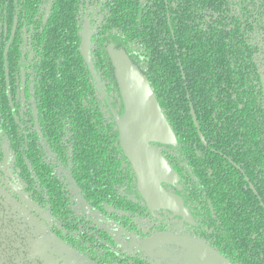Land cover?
Returning <instances> with one entry per match:
<instances>
[{
    "label": "trees",
    "instance_id": "1",
    "mask_svg": "<svg viewBox=\"0 0 264 264\" xmlns=\"http://www.w3.org/2000/svg\"><path fill=\"white\" fill-rule=\"evenodd\" d=\"M48 1L0 0V37L3 28L10 30L17 20L12 54L19 56L23 27L33 24L40 5ZM51 1L45 36L38 28L32 34V41L42 49L41 63L53 67L49 80L54 86L46 87L38 101L44 114L41 126L58 158L64 160L58 138L70 125L67 142L74 150L82 199L102 209L100 202L110 196L114 178L131 177V173H120L112 160L118 149L113 118L89 86L79 53L76 17L84 0ZM106 14L95 60L107 87L114 89L109 94L110 108L116 113L121 103L108 46L123 50L148 80L175 138L174 146H165V151L173 152L175 161L188 163L206 190L222 194L217 195L221 221L229 235L237 232L238 255L245 258L237 264H264V122L254 84L255 66L246 45L247 31L256 21L264 29V0H139L138 4L114 0ZM0 98H5L4 91ZM0 113L9 124V107L2 100ZM29 137L34 144H12L16 179L32 201L47 203L55 218L68 219L69 202L63 198L62 185L39 157L42 151L35 134ZM195 149L204 156L196 157ZM90 169L96 178L88 181ZM78 234L74 248L89 253L85 246L91 239L89 232ZM108 254L104 253L103 261L112 264Z\"/></svg>",
    "mask_w": 264,
    "mask_h": 264
},
{
    "label": "flooded vegetation",
    "instance_id": "2",
    "mask_svg": "<svg viewBox=\"0 0 264 264\" xmlns=\"http://www.w3.org/2000/svg\"><path fill=\"white\" fill-rule=\"evenodd\" d=\"M113 1H81L76 17L78 49L85 64L89 86L95 96L103 101L113 118L117 137L115 146L118 149L113 152L112 160L120 173L127 170L131 173V177L114 178V182L110 185L108 194L110 196L100 202L102 209L89 206L86 199H82L81 184L72 161L74 150L70 142H67L71 136L70 125L62 122L66 126L60 131L63 136L58 138V143L63 147L61 155L64 160L58 158L48 141L50 139L46 131L41 126L44 114L38 107V101L41 96L43 97L46 87L51 89L54 86L49 80L53 67L51 65L45 67L41 63L42 49L37 42L32 41V34L37 28L39 33H44L48 26L52 1L43 2L33 19V24L23 27L18 57L12 54V50L10 51V44L16 36L17 20L14 19L10 30L7 27L3 28L4 34L0 37V94L4 91L5 98L0 100L9 107L6 120L11 124L3 122V113H0V264H69L70 262L63 255L59 254L61 255L59 256L55 253L53 246L46 242L48 235L63 242L78 256L93 264H107L103 261L106 252L109 253L107 258L113 259L112 264H211V261L215 260L214 257H219L226 264L245 261V258L238 255L240 253L237 249V232L232 230L229 235L221 221L217 195L222 197V194L217 193L216 190L213 193L206 190L205 183L198 181L192 174L188 163L175 161L176 155L170 150L165 151V146L171 148L175 143L173 131L168 123L173 134V142L150 144L157 149L176 175L166 183L161 182L160 187L166 194L175 198L177 207L160 208L161 203L152 202V208L149 209L140 196L135 172L120 144L116 120L123 116L124 104L117 78L119 92L117 100L121 103V107L117 104L115 113L110 108L109 98V94L112 90L114 92V89L109 90L107 87L103 70L97 69L95 60V52L100 48L97 40L102 34L103 24L106 23V11L109 12ZM138 2L139 0L137 4ZM258 24L260 27L259 21H256L253 30L247 31L246 45L249 47L250 58L255 66L254 84L257 85L256 90L261 96L259 101L264 122V29L258 28ZM169 27L171 29V26ZM84 34L88 39L87 58L82 53ZM170 36L172 39V32ZM107 51L111 63V51L124 52L111 46L107 47ZM56 74L58 75V71ZM32 133L36 137V146L42 151L39 157L50 166L53 177L62 185L63 198L68 199L69 213H66L68 219L55 218L47 203L32 201L16 179L12 144L15 141L17 144L21 141L25 147L34 144V140L29 137ZM194 155L203 157L204 153L195 149ZM95 178L90 169L87 180H95ZM19 197L46 213L48 225L43 231H38L29 224L24 215L14 207V201H19ZM79 209L83 211L85 217H81L82 213ZM79 231H88L90 234L91 239L85 242L89 253L74 248L77 247L76 239H80ZM262 237L264 238V230ZM146 241L147 244H144ZM110 252L119 253V257L113 256ZM257 259L255 257V260Z\"/></svg>",
    "mask_w": 264,
    "mask_h": 264
},
{
    "label": "water",
    "instance_id": "3",
    "mask_svg": "<svg viewBox=\"0 0 264 264\" xmlns=\"http://www.w3.org/2000/svg\"><path fill=\"white\" fill-rule=\"evenodd\" d=\"M88 39H82V53L87 58ZM124 104V114L116 120L121 147L135 172L137 188L146 206L161 203L160 208H176V200L160 187L175 178L166 160L150 143L168 144L173 134L145 77L132 65L124 52H110ZM153 241V240H152ZM146 241L144 244H147ZM211 264H226L219 257Z\"/></svg>",
    "mask_w": 264,
    "mask_h": 264
},
{
    "label": "rangeland",
    "instance_id": "4",
    "mask_svg": "<svg viewBox=\"0 0 264 264\" xmlns=\"http://www.w3.org/2000/svg\"><path fill=\"white\" fill-rule=\"evenodd\" d=\"M14 207L20 214L24 215L29 224L36 227L38 231H43L48 225V217L46 213L41 208L36 207L26 199L19 197V201H14ZM46 240V242L53 246L54 252L58 255H63V257L70 262L69 264H93L92 262L78 256L74 251L64 245L63 242L54 239L50 235L47 236Z\"/></svg>",
    "mask_w": 264,
    "mask_h": 264
}]
</instances>
